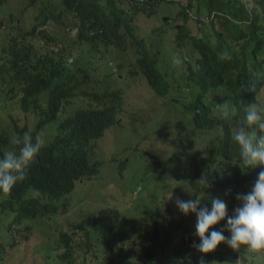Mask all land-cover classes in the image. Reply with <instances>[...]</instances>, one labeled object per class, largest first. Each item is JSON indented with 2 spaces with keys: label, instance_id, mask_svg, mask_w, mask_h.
<instances>
[{
  "label": "clouds",
  "instance_id": "obj_1",
  "mask_svg": "<svg viewBox=\"0 0 264 264\" xmlns=\"http://www.w3.org/2000/svg\"><path fill=\"white\" fill-rule=\"evenodd\" d=\"M130 1L143 2V0H97V3L94 2L101 18L113 15L115 5H117L122 9L123 19L121 21L126 23V26L120 23L117 29L120 36L104 44L107 57L104 58L97 53L90 59V80H85L82 75H79V81L72 88L71 92L83 93L82 102H74L71 106L72 109L82 107L84 110L81 114L72 115L54 130L40 123L39 112L50 110L53 107L49 92L50 85L42 82L41 76L40 82L34 83L24 94H12L11 92L10 95L9 93L0 94V110L5 109L4 115L0 117V140L4 139L2 144L5 146L0 150V194L5 197L10 195L14 185L25 178L28 167L36 162L38 170L34 180L46 179L61 171V174L64 173L71 184L63 199L58 200L57 207L52 213L53 216L57 213L61 214L62 216L56 219L59 221L63 219L65 227L74 225L80 219L86 220L90 212L85 213L79 219L68 220L65 217L68 211V196L76 183L97 179L102 163L96 154L97 142L113 126L128 120L134 125L133 131L136 134L135 142L129 143L127 147H136L140 144L141 153L145 154V157L141 159V172L144 175L145 187L142 190V182L139 180L127 193L117 195L118 204L99 207L96 210L107 213L114 221L126 219L137 231V236L155 239L150 247L157 252L174 244H180V247L185 245L186 248L189 246V251L178 250L179 254L174 264H183L182 254H192L193 251L196 258L200 259L199 264H220V261L227 264L229 260L223 256L225 246L233 249L231 259L234 260L231 264L234 263L235 258H240L238 254L240 250H244L241 259L244 260V257L246 259L236 264H251V260L254 264H264V171L259 172L258 179L249 194H237L236 199L240 204L242 203V206L235 208L232 216H228L227 204L219 198L211 200V210L207 207H200L198 210L201 193L188 198L190 200L187 201L177 198L175 203L180 213L175 212L173 205L158 201L159 192L166 194L169 189L178 188L175 187L176 185L185 186L191 190L195 186L206 184L202 169V149L227 135L237 146L241 169L260 166L264 170V78L259 72V68L264 67V28L256 24L257 27L252 36L258 39V45L262 47L258 54L251 56L248 53L247 56L239 58V53L231 56L230 52L221 50L218 58L229 60V76L242 78L255 75V84L243 92L235 91L236 96L239 97L237 105L231 99L217 100L215 118L212 116L214 120H212L210 130H202L195 136L193 130L187 133L181 122L182 118L190 120L191 116L188 109L187 116L183 111V106H191L192 100L188 98L192 94H189L186 83L191 81V77L200 69L194 61L186 60V55L191 51L190 40L186 37L171 42L162 40L173 46L165 49L163 46L167 44L162 43L158 47L157 40H155L156 32L160 36L162 34L156 30L155 22L151 24L146 22L152 11L141 13L142 21L139 25H135V17L139 13H133L129 9L127 2L130 3ZM169 1L171 3L159 16L162 20L169 19L168 15L175 13L173 10L169 11L168 8L177 7L176 0ZM18 4L20 5L17 6ZM4 5L9 11L3 19L9 22L12 19L13 29L18 30L14 25L15 19L21 13L20 9H25L26 3L22 0H15L12 4L14 11H12L10 5H7V0H0V13ZM186 16L196 26L201 21L208 22L213 18L216 21L217 16L233 19L227 12L219 9L206 12L203 9H194L192 6L187 8ZM58 23L63 24L64 35L60 36H65V41L67 36L75 39L70 42V47L73 49L77 41L76 26L63 22ZM250 23H252L251 20L247 22V24ZM4 25L6 24H1L0 30ZM44 27L47 29V24ZM66 27L71 29V35ZM1 38L2 36L0 41ZM125 41L130 42L135 52H128L134 50H130V47L125 45ZM139 42L143 46H140ZM39 43L40 47H44L41 39ZM60 45L61 42H57L50 44V47L56 50ZM146 45L150 48L145 49ZM72 56L73 54L69 53L65 57L66 65L76 62L79 65L83 64L82 58L77 61V59L73 60ZM142 61L152 70L147 71L155 79V85L152 87L138 72L142 67ZM73 71L75 70H69L67 73ZM190 74L192 75L186 80L185 77ZM105 83L106 88L120 91L113 105L108 104L104 97H100ZM239 87H243V84ZM151 99L157 105L164 106L166 117L155 122L150 131H145L143 129L147 126L146 110L140 102ZM204 104L208 105V102L205 101ZM86 105L89 106L88 112L84 108ZM104 109L106 118L100 113ZM110 114L114 121L108 124L106 119ZM222 120L225 122L223 123ZM235 125L237 127L232 131ZM169 131L173 133L169 134ZM159 135L165 137L168 145L167 151L161 147L158 149L151 147L153 142L159 140ZM181 144L185 146V152L174 158L172 153L177 149L176 146ZM145 146L148 149H145ZM65 157L70 160L69 166H63ZM124 163L125 160L118 163V171H121ZM145 165L150 168V171H148L149 168L144 169ZM176 178L178 182H175ZM253 181L254 178H250L247 185L245 183V187L248 188L249 183ZM105 186L121 190L110 182H106ZM35 190L34 198L39 197L40 200L45 198V195L40 194L37 189H31V199ZM130 192L131 197L126 198ZM155 206H159L157 212H155ZM190 212L195 213L196 221L192 218L186 221L183 218V214L188 215ZM225 217H227V223L223 225L220 221ZM27 232L28 229L25 233ZM166 237L170 238L168 244ZM173 238H177V241L171 244ZM188 238L189 242L183 243V240ZM58 249L53 253L52 260Z\"/></svg>",
  "mask_w": 264,
  "mask_h": 264
},
{
  "label": "trees",
  "instance_id": "obj_2",
  "mask_svg": "<svg viewBox=\"0 0 264 264\" xmlns=\"http://www.w3.org/2000/svg\"><path fill=\"white\" fill-rule=\"evenodd\" d=\"M22 1L26 3L25 9L29 14L33 10V15L28 24H22L20 18L25 9H20L21 13L14 23L18 30L13 29L12 19L10 22L3 19L9 11L5 5L0 13V26L6 24L0 30V37L2 36L0 41V94L9 93L10 95V92L24 94L34 83L40 82L41 76L42 82L50 85L49 92L53 107L47 111H40L39 120L40 123L54 130L72 115H79L83 112L82 107L71 108L74 102H82L83 93L71 92V90L79 81V75H82L85 80H90V59L97 53L104 58L107 57L104 44L119 37L118 26L120 23L126 26V23L121 21L123 19L122 9L117 5H115L113 15L101 18L97 7L94 6L97 0ZM163 1H166V4L161 5ZM127 3L133 13L141 14L152 11L149 24L155 22L156 30L162 35L164 33L165 39H169L168 34L171 33L169 30L173 29L172 41L185 37L190 40L191 51L186 55V60L194 61L201 71L199 69L191 77V81L186 83L189 94H192L188 98L192 100L191 106H183V111L186 116L187 109L191 112V121L182 118L181 122L184 130L187 133L193 130L195 136L202 130L209 131L212 120H214L212 116L215 118L217 100L231 99L237 105L239 97L236 96L235 91L243 92L255 84V75L242 78L230 77L229 60H220L218 57L222 49L230 52L231 56L239 53V58L247 56L248 53L254 56L261 52L262 47L258 45V39L252 36L257 25L264 28V0H182V2L176 0L177 7L173 8L175 13L174 15L169 14L172 16L168 15L169 19L166 20H162L159 16L171 3L169 0H143L141 3L136 1ZM190 6L206 12L211 9L225 11L237 22L229 17L217 16L216 21L214 18L208 22L201 21L199 24L201 32H194L192 29H196V25L192 24L186 16L187 8ZM178 18L181 20L178 21ZM249 20L252 23L247 24ZM52 22H63L76 26L77 41L73 49L70 47V42L75 40L74 38L67 36L65 41V36L54 34L48 27L45 29L44 25L48 26ZM39 39L44 47H40ZM57 42H61V45L53 50L50 44ZM125 45H128L130 50H134L128 52H135L130 42L125 41ZM139 45L143 46L141 42ZM146 48L150 47L146 45ZM69 53L73 54V60L78 61L82 58L83 64L79 65L76 62L66 65L64 59ZM145 53L148 52L145 51ZM137 58L140 59V57ZM69 70L75 71L67 73ZM148 70L152 71L142 61V67L138 72L152 87L155 85V79L147 72ZM259 72L264 78V67L259 68ZM192 74L187 75L185 79L187 80ZM240 84H243V87H239ZM8 86L9 89H7ZM119 95V90L106 88V83L104 90L100 93V97H104L111 105L115 103ZM205 101L208 105L204 104ZM88 107L84 106L87 112ZM100 113L106 118L105 109ZM106 120L110 124L113 123L114 118L110 114ZM222 121L225 122V120ZM236 127L237 125L232 128V131ZM158 139L165 141L163 135H159ZM3 141L2 138L0 150L5 148ZM176 148L172 153L174 158L185 152L183 144ZM202 155V169L206 184L195 186L191 190L188 187L176 185L175 187L178 188H171L166 194L159 192L158 201L173 205L175 212L180 213L175 203L177 198L187 201L190 200L188 198L201 193L198 210L200 207H207L211 210V200L219 198L227 204L228 216H232L234 209L242 206V203L240 204L236 199L237 194H249L258 179L259 172L264 170L260 166L241 169L237 146L228 135L202 149ZM69 164V158L65 157L63 166H69ZM37 170V164L33 162L26 170L25 178L14 185L10 195L5 197L0 194V264H31L32 261L27 263L22 259H13L8 263L5 257L13 253L12 249L26 247L27 233L25 231L27 229L28 231L37 228L41 230L42 227H48L49 234L45 237L47 251L50 250L49 242H61L60 248L54 255V264H174L179 254L178 250H190L185 245L180 247V244H174L157 252L150 247L155 239L137 236V231L126 219L114 221L107 213L98 210L90 211L86 220L80 219L72 226L59 225V220L52 213L57 207L58 200L63 199L71 184L66 175L61 174V171L46 179L34 180ZM250 178H254V181L246 188ZM31 189H37L40 194L45 195V198L42 200L39 197L34 198L35 190L31 199ZM158 209L159 206H155V212ZM183 218L186 221L189 218L195 220V213L183 214ZM35 221H38L37 226H34ZM220 223L226 225L227 217ZM50 234L54 236L52 241L48 240ZM165 240L167 244L170 242L169 237ZM189 240V238L185 239L183 243ZM242 251L240 250L239 253ZM23 253L27 256V251ZM233 260L231 259L227 264H231ZM199 261L194 251L192 254H182L183 264H199ZM219 263L224 264L223 261ZM38 264H46V262L42 261Z\"/></svg>",
  "mask_w": 264,
  "mask_h": 264
},
{
  "label": "rangeland",
  "instance_id": "obj_3",
  "mask_svg": "<svg viewBox=\"0 0 264 264\" xmlns=\"http://www.w3.org/2000/svg\"><path fill=\"white\" fill-rule=\"evenodd\" d=\"M181 1L182 0H178ZM15 0H7V5H10V9L14 11V8L12 4H14ZM248 2V1H247ZM166 4V1H163L161 5ZM18 4L17 6H19ZM57 5V3H56ZM169 11L173 10V6L168 8ZM33 15V10L28 13L27 9H25L24 13L21 15L20 21L22 24H28L30 21V18ZM151 19V16H148L146 19V22L149 23ZM180 21V19H177ZM142 21V15L137 14L135 17V25H139ZM6 26V25H4ZM1 27V29L4 28ZM48 27L54 32L59 35H64L63 24L58 22H52L48 25ZM151 27V26H150ZM153 27V26H152ZM66 30H68L69 34L71 33V29L66 27ZM194 32H201V29L199 25L196 26V29H192ZM171 31L170 35L168 34L169 39L164 38V33L162 36L156 32L155 40H157L156 45L160 47L163 42L162 40L166 42H171L173 39L174 30L170 29ZM71 35V34H70ZM167 44V43H165ZM173 45L167 44L163 46L165 49H170ZM146 110V117H147V126L143 129L145 131H150L152 126L157 122L158 120H161L166 117V110L164 106H159L155 103L154 100H148V101H142L140 102ZM5 113V109L2 108L0 110V117H2ZM20 117H22L21 113H19ZM169 118V117H168ZM120 121V120H119ZM134 125L127 121H122L119 125L113 126L110 131H108L102 138L99 139L96 145V154L102 161L97 179L94 181L89 182H78L75 184L73 190L70 192L68 199H67V215L65 216L68 220H74L81 218L85 213L96 210L99 207L103 206H111L118 204V201H116L117 195L120 193H127L128 190H131L135 184L140 180L142 182V190L145 187L144 184V175L141 172L142 168V160L145 157L144 153H141V145L138 144L136 147H130L128 148L127 145L129 143L135 142V132L133 131ZM157 133H161V131H157ZM172 134L173 131H169V134ZM152 137V136H150ZM145 143V140L143 141ZM151 147H155L158 149L159 147L164 148L166 151L168 150V145L165 141H155L151 144ZM145 149H148L147 146H145ZM121 160H125V163L123 164V167L121 171H118V163ZM149 167L145 165L144 169H148ZM150 171V168L148 169ZM106 182H110L113 185L118 186L121 190L118 191L116 188H108L105 186ZM175 182H178V178L175 179ZM131 197V192L126 198ZM61 214H55L54 217H61ZM34 226L38 225V221L33 222ZM59 225H63L64 227V221L63 219L59 221ZM48 227L44 228L42 227L41 230L39 228L32 229L27 232V235L25 237V241L27 243L26 247H20L17 250H13V253L8 254L5 257V261L10 263L13 259H22L23 262L30 263L29 261H32L31 264H38V262H46V264H54V261L51 259L53 253L57 250V248H60L61 242H49L48 245L50 247V250L47 251L46 249V243H45V237L48 232ZM48 240L52 241L54 240V236L50 234L48 236ZM177 241V238L172 239V243H175ZM225 245L227 243L223 242ZM188 248H190L188 246ZM233 249L226 248L223 251V256L228 258L226 260H231L233 257L231 255V251ZM24 251H27V256L23 253ZM244 252V250H243ZM242 253H239V259L235 258V261L233 264H236L238 262L244 261L246 258L244 257V260L241 259V255H244ZM51 259V260H50ZM251 262L254 263V261L251 260Z\"/></svg>",
  "mask_w": 264,
  "mask_h": 264
}]
</instances>
